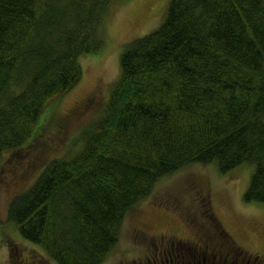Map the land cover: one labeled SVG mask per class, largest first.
Here are the masks:
<instances>
[{
    "label": "trees",
    "instance_id": "obj_1",
    "mask_svg": "<svg viewBox=\"0 0 264 264\" xmlns=\"http://www.w3.org/2000/svg\"><path fill=\"white\" fill-rule=\"evenodd\" d=\"M117 3L0 0V162L9 154L34 158L48 114L81 81V56L103 47L105 18ZM120 67L108 101L73 140L78 152L50 160L11 200L8 221L46 252L24 257L11 239L13 264H104L130 213L149 200L180 207L185 188L168 203L153 195L194 165L225 174L252 164L244 199L264 203V0H170L160 26L125 44ZM56 125L54 143L65 137L67 118ZM200 191L195 209L182 213L197 230L156 233L163 240L147 246L140 226L135 245L144 253L117 264H205L215 252L214 244L204 247L210 235L219 249H235ZM159 244L171 250L162 260ZM256 263L264 261H247Z\"/></svg>",
    "mask_w": 264,
    "mask_h": 264
},
{
    "label": "rangeland",
    "instance_id": "obj_2",
    "mask_svg": "<svg viewBox=\"0 0 264 264\" xmlns=\"http://www.w3.org/2000/svg\"><path fill=\"white\" fill-rule=\"evenodd\" d=\"M121 1L123 3L114 4L108 17L105 16L107 20L105 18L103 47L97 52L81 56L80 62L84 71L81 81L71 92L54 103L46 118L40 135L41 142L34 158L31 156L29 159L27 154H17V159L14 160L15 155L9 154L0 162V217L3 220L0 231V264H13V252L18 251L17 248L13 250L10 246L9 242L12 240L20 245L24 257L37 251L46 254L41 246L21 239L20 232L8 221L10 202L16 195L32 186L50 160L78 152V144L73 140L98 116L103 107L101 104L108 101L113 85L121 73L120 57L125 44L160 26L170 2V0ZM83 103L89 104L85 109L78 108ZM76 108L78 109L74 111ZM60 117L67 118L68 125L65 137L61 140L57 137L54 143L53 138L58 131L56 121ZM50 136L52 138H49ZM14 161L16 162L13 165ZM238 167L224 174L215 164L194 165L162 180L153 195L155 200H166L168 203L173 196L179 195L183 188L187 190L185 200L179 208L173 207L176 210L171 206L165 207L149 200L130 213L125 220L120 246L104 264H117L124 254L125 257H130L144 253L145 249L142 250L135 245L137 228L140 226L149 234L147 246H152V235L156 233L171 232L180 226L187 232L197 230L186 225L183 219L185 217L192 219V215L188 213L195 209L191 202L195 200L194 194L195 192L197 194L199 188L201 190L198 194L199 199L203 198L202 194L206 196L209 193L212 208L242 246L249 252L264 251V203L248 202L244 199L253 165L244 164ZM184 212L188 213L182 214ZM231 252L229 260H226L225 255L219 256L217 253H214L211 259L208 260L206 257L205 259L208 264H247L252 257V254L241 249H231Z\"/></svg>",
    "mask_w": 264,
    "mask_h": 264
},
{
    "label": "flooded vegetation",
    "instance_id": "obj_3",
    "mask_svg": "<svg viewBox=\"0 0 264 264\" xmlns=\"http://www.w3.org/2000/svg\"><path fill=\"white\" fill-rule=\"evenodd\" d=\"M217 219V222L218 224L223 228L224 231H226V228H225V223L222 221V218L218 215V218L216 217ZM206 225V224H205ZM211 226V225H210ZM199 227V226H198ZM200 228V227H199ZM159 236H153L154 240L156 239L157 242L158 241H162L163 238L161 237V239H159ZM211 237L209 238H206L204 240V243H206V246H204L206 249L210 247L211 244H214V250L215 251L214 253H217L219 256H224L226 258H230L231 257V251L227 248V246H223V248H220L219 249V244L220 241L217 239V237L215 235H210ZM231 239H229V242L232 244V246L236 249H241L243 250L244 252L246 253H249V254H252V257L251 259H253L254 261H258V260H263L264 261V251H257V252H249L244 246H242L238 241L237 239L235 238V236L233 234H231ZM158 250H161V251H158ZM157 253H158V256L161 257V260H162V255L164 253H171V250L170 248H167V247H163V245L161 246L159 244V246L157 247ZM226 251H230V253H226ZM203 253H207V250H202ZM214 255V254H213ZM212 255V256H213ZM215 257V256H214ZM249 259V260H251ZM248 260V261H249ZM167 261H169V259L167 258ZM174 263V262H172ZM205 264H207V262H205Z\"/></svg>",
    "mask_w": 264,
    "mask_h": 264
}]
</instances>
